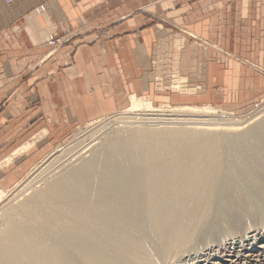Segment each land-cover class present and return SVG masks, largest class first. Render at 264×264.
<instances>
[{"label":"bare ground","instance_id":"bare-ground-1","mask_svg":"<svg viewBox=\"0 0 264 264\" xmlns=\"http://www.w3.org/2000/svg\"><path fill=\"white\" fill-rule=\"evenodd\" d=\"M122 109L85 133H123L61 144L42 186L12 194L32 166L0 190V264H264V120L136 92Z\"/></svg>","mask_w":264,"mask_h":264},{"label":"crops","instance_id":"crops-1","mask_svg":"<svg viewBox=\"0 0 264 264\" xmlns=\"http://www.w3.org/2000/svg\"><path fill=\"white\" fill-rule=\"evenodd\" d=\"M173 23L183 31L175 34L189 29L198 37L197 70L188 55L185 61L182 40L172 45ZM56 36L65 42L51 52ZM205 41L225 52L213 54ZM161 60L163 70L180 63L183 75L173 77L181 84L184 75L199 84L161 98L248 108L264 97V0H0V164L12 160L0 190L25 169L16 151L29 125L65 134L122 109L131 94L154 85Z\"/></svg>","mask_w":264,"mask_h":264},{"label":"rangeland","instance_id":"rangeland-1","mask_svg":"<svg viewBox=\"0 0 264 264\" xmlns=\"http://www.w3.org/2000/svg\"><path fill=\"white\" fill-rule=\"evenodd\" d=\"M145 9H147V8H145ZM158 24H159V20L157 19V21L155 22V25H158ZM171 27L174 29L173 38L175 40L177 38H180L182 40L181 41V43H182L181 44L182 45V53H185V61H186L187 57L189 56L188 60H190L191 64L188 65V66L189 67H196V68H194V70H197L198 62L194 61L195 60L194 55L197 52V47H196L197 46V42L195 40H198V37L195 35V33L190 31L189 29L187 31L188 34H185V33H183V35L175 34L176 32H179V33L183 32V31L180 30L181 27L177 26L174 23H173V25H171ZM160 29L161 30H160L159 34L163 35L164 29H163V27L161 25H160ZM180 39H177L174 43H172L173 46L175 45V48H176V46L179 47ZM205 42H206L205 44L208 45L209 50L213 49V54H214V51H218V50L221 51L223 49L222 47H218L217 48V45L213 44L212 42H210V43H208L207 41H205ZM191 44H194L192 48H191ZM50 51L53 52L54 50H50ZM223 51H224V49H223ZM224 52L222 53V55H224ZM192 53H194V54H192ZM158 58H159V56H158ZM172 60H174V59H172ZM185 61H184L183 68H184V70L186 72L187 66H186ZM159 63L160 64L156 63L155 71H157L158 70L157 69L158 66H160V68H161V76L159 78H157V77L154 76V74L152 75V78H154L156 80H155L153 86L150 85V86H146L144 88L145 93H148V94L151 95L153 104L155 106H159V105L162 104L164 107L168 108L169 106L187 104L185 101H179V100H175V99L171 100V99H169V98L167 99L165 97L161 98V96L166 95L167 97L168 96L170 97V95H174V94L178 95L180 93V91H184L186 88H190L192 85H193V87L195 89L196 88L199 89V87H198L199 84H194V82H192L191 79L188 76L186 77L185 75H184V77H185L184 79H186L187 83H183V81H182V84H181V80H179V82H178L179 78H177V77H175V78H177L176 79L177 82L172 83L173 80H175V78L173 76H177V75H180V74L183 75V73L181 72L180 63L177 65L176 68H175V64H174L173 69H171L172 71L170 70L171 67H168V66H166L165 69L163 70V64L164 65H166V64H165V62L163 63L162 60ZM185 72H184V74H185ZM184 84L186 85V87L184 86ZM178 85L180 86V89H178L179 91L174 90V87L178 86ZM181 93H183V92H181ZM194 99H195V97L193 96L192 102H194L196 104H199V105L201 104V100H198V99L194 100ZM207 104H211V103H207ZM211 105H213V104H211ZM213 106H215V105H213ZM215 107H218V106H215ZM218 108L220 109V108H223V107L220 106ZM120 110H122V111H120ZM123 110H125V109H118L117 111L111 112L109 114L108 113L107 114H103L102 116L96 118V120L103 119V118H106L108 116H112V118L117 117V115H122L123 114ZM231 112L234 113V115H232L230 117L231 119H233L235 117L241 118L242 120L250 119V121L248 122V125H250V126L255 125L256 123H259L262 120H264V97L261 100H258L257 102H254L253 104H251L248 108L235 110V111H231ZM255 115H257V116L255 117ZM250 117L251 118L255 117V118H252L253 119L252 120ZM40 118H44V117H40ZM93 119L95 120V118H93ZM93 119L88 120V121H92ZM40 120L44 121L45 119L44 120L40 119ZM85 124H88V122L75 124L73 129H71V131H69V132H67L65 134H61L60 133L59 135L54 133V132H53L54 134H52V131L50 133L48 127L45 126V125L42 126L40 124V122H39V124H36L35 127H32V126L29 125V128H26L27 131L25 130V131L22 132V133H25V132L27 133V138L23 142H21V144L22 143L23 144L20 145V148H22V146H24V144H26L28 142H30L32 146L30 147V149H27V150H21L20 151V149H19V152H18V150L16 151V153H17L16 155L22 156L21 164L25 165V169L23 171V168H22L21 171H23V173H22L21 177L18 180H20L22 177H24L26 175V173H28L29 171L31 172L32 166L36 167L38 164H35V163H39V162L43 161L46 158V156L48 158L56 157L57 154L59 153L57 149L61 146V144H62V146H68L69 144L70 145H74L75 141L76 142H77V140L79 141V139L83 138V136L88 135V133H93L92 131H96V129H98L99 132L98 131L94 132V136H92L91 138H95V136L97 137V135H98L99 137H97V138H99L98 140L101 141V142L105 141V139L107 137H110L112 135L124 132V129L120 128V125H122L123 123L119 122L120 125L119 124H117V125L114 124L113 125V124L108 123V125L103 126V128H101L102 130L101 129L99 130V126H93V128H92V126H89V128H88L89 131L86 134L85 133V130H86L85 126H87V125H85ZM149 124H147V126H149V127L153 126L151 123H149ZM101 125H103V124H101ZM81 133H82V135H81ZM81 143H83V141ZM46 154H48V155H46ZM88 154H89V156L92 155L90 153V151H89ZM51 158L49 160H51ZM8 160H9V158L6 161L1 162V164H0V174H1V172L3 170L6 172V163L8 164V163L12 162V160L11 161H8ZM45 164L42 165V163H40L36 168L34 167L32 169V172L28 176H25L23 178V181H20L19 184L16 185V187L13 189L14 191L12 192V194L17 193L20 189H23L25 187L27 188L28 183H31L32 184L31 186H37V188H38V187L42 186L43 183H44V181L42 180L43 177L44 178H46V177L51 178L53 176L52 175L53 174L52 170H49L50 168H47L48 170L46 169L45 173L40 176L41 179L40 178L38 179L36 177L37 179L32 180V178L39 171H41L44 168ZM53 167H56V165L53 166ZM58 169L59 168H56L55 170L59 171ZM17 181H16V183H17ZM16 183H14L13 185H15ZM13 185L8 187V189L12 188ZM2 188H4V187H2ZM32 190H33V188L31 187L25 193L28 194V193L32 192ZM23 197H24L23 195L19 196V198H23Z\"/></svg>","mask_w":264,"mask_h":264},{"label":"built area","instance_id":"built-area-1","mask_svg":"<svg viewBox=\"0 0 264 264\" xmlns=\"http://www.w3.org/2000/svg\"><path fill=\"white\" fill-rule=\"evenodd\" d=\"M9 3H11L12 0H7ZM65 42L64 39L57 37L49 40L48 44L52 47V50H56L59 46H61Z\"/></svg>","mask_w":264,"mask_h":264}]
</instances>
